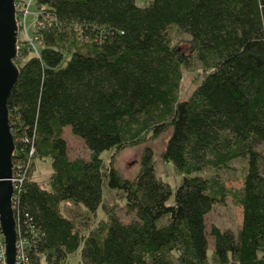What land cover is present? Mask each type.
I'll return each instance as SVG.
<instances>
[{
  "label": "trees",
  "instance_id": "trees-1",
  "mask_svg": "<svg viewBox=\"0 0 264 264\" xmlns=\"http://www.w3.org/2000/svg\"><path fill=\"white\" fill-rule=\"evenodd\" d=\"M34 6L37 53L17 49L8 99L26 264H68L75 255L77 264H264V0ZM193 67L199 81L182 99V70ZM65 126L87 157H68ZM159 138L175 186L156 172L148 144ZM141 144L137 174L122 176L115 155ZM40 160L50 161L45 185L34 176ZM235 161L240 183L227 186ZM104 188L132 218L106 209L101 225L84 228L66 215L68 205L96 215ZM227 197L242 209L239 228L207 233L206 215Z\"/></svg>",
  "mask_w": 264,
  "mask_h": 264
},
{
  "label": "rangeland",
  "instance_id": "rangeland-1",
  "mask_svg": "<svg viewBox=\"0 0 264 264\" xmlns=\"http://www.w3.org/2000/svg\"><path fill=\"white\" fill-rule=\"evenodd\" d=\"M148 0H135V3L139 6L144 5ZM33 9V8H31ZM31 23V18L28 19L27 24ZM30 53V52H28ZM199 71L193 67L191 69H183L182 70V79L180 82V91L179 96L180 98H186L192 90L195 88L199 81ZM62 136L66 141L67 144V155L70 159H73L77 156L87 157V151L84 147L83 141L71 133L69 126L63 127ZM165 139L159 138L153 141L152 143L148 144L151 147L154 162L156 165V172L157 174L167 180L171 185L175 186L178 183V175L173 167L168 163H163L160 160V153L164 148ZM145 148V145H136L133 147H129L124 149L123 151L119 152L115 155L113 160V165L117 168L120 174L124 177H133L137 174L139 170V161L140 156ZM110 153H104L103 157L106 160L110 157ZM108 161H106V164ZM241 161H235L232 166L234 170L227 173L225 177L226 185L227 186H236L240 183L241 179ZM51 173L50 161H37L36 170L34 172V176L38 179L41 185H45L47 183V178ZM106 188H104V193L106 194ZM104 206L98 209L96 215H90L87 218L82 215V211L77 206L70 207V205L66 206L65 213L69 216L75 223L83 224L84 228H89L92 225H99L103 222L106 218V209L112 211L113 215L119 218L121 221L126 222L132 215H128L125 213V209L123 207L122 200L118 197L117 194L109 196L105 195V199L103 202ZM242 219V209L240 206L236 205L235 202L230 198L227 197L223 204H216L213 206L212 210L206 215L205 222H206V229L207 233L212 225L218 226L223 229H230L236 231ZM101 225V224H100ZM208 242H209V252L208 255L210 256V249H212L213 240L211 236L207 235ZM78 256H73L70 258L68 264H77Z\"/></svg>",
  "mask_w": 264,
  "mask_h": 264
},
{
  "label": "water",
  "instance_id": "water-1",
  "mask_svg": "<svg viewBox=\"0 0 264 264\" xmlns=\"http://www.w3.org/2000/svg\"><path fill=\"white\" fill-rule=\"evenodd\" d=\"M17 23L14 0H0V230L3 235L5 264H16V223L12 208L14 140L8 119V99L19 70Z\"/></svg>",
  "mask_w": 264,
  "mask_h": 264
},
{
  "label": "built area",
  "instance_id": "built-area-1",
  "mask_svg": "<svg viewBox=\"0 0 264 264\" xmlns=\"http://www.w3.org/2000/svg\"><path fill=\"white\" fill-rule=\"evenodd\" d=\"M14 7L17 23V49H19L20 47H26L30 53L36 54V40L35 37H33L32 33L34 32V25L36 23L38 10L34 6V0H14ZM29 18H31V23L28 25L27 21ZM37 24L40 25V23ZM17 168V165L13 163V172L11 177L13 185L12 208L15 199V191L19 186V181H21V178H19L18 176ZM15 247L16 264H26L28 262L26 258V241L23 239H17V233ZM0 264H5V250L2 233L0 236Z\"/></svg>",
  "mask_w": 264,
  "mask_h": 264
},
{
  "label": "crops",
  "instance_id": "crops-1",
  "mask_svg": "<svg viewBox=\"0 0 264 264\" xmlns=\"http://www.w3.org/2000/svg\"><path fill=\"white\" fill-rule=\"evenodd\" d=\"M79 208V207H78Z\"/></svg>",
  "mask_w": 264,
  "mask_h": 264
}]
</instances>
